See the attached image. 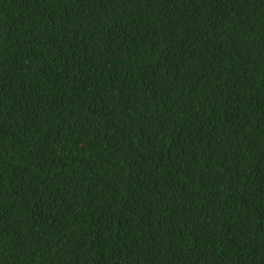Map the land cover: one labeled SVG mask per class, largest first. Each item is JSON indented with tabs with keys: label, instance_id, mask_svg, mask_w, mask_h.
<instances>
[{
	"label": "trees",
	"instance_id": "trees-1",
	"mask_svg": "<svg viewBox=\"0 0 264 264\" xmlns=\"http://www.w3.org/2000/svg\"><path fill=\"white\" fill-rule=\"evenodd\" d=\"M0 264H264V0H0Z\"/></svg>",
	"mask_w": 264,
	"mask_h": 264
}]
</instances>
